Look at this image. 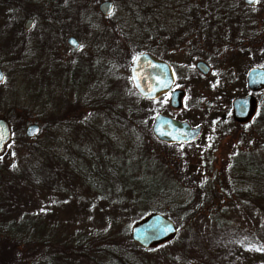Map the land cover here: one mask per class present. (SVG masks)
<instances>
[{"label": "rangeland", "instance_id": "rangeland-1", "mask_svg": "<svg viewBox=\"0 0 264 264\" xmlns=\"http://www.w3.org/2000/svg\"><path fill=\"white\" fill-rule=\"evenodd\" d=\"M65 1H62V5ZM104 1H110L113 6L109 17H102L98 12V5ZM207 1L74 0L69 13L71 18L69 20L63 19V26L68 29L67 35L63 39V45H56V47L54 45L50 55H46L43 52L27 53L25 49L23 69L19 65L16 67V65L10 64L8 67L6 62H0V66L7 68V70L3 69L7 83L0 85V93L10 94L13 90L9 87H12L14 92H17L19 100H21L19 101L21 109L17 110L15 118L21 124L26 123L23 128L18 127L19 131L22 130L20 137H24L22 143H27V138L24 136L25 128L29 124L37 123L40 127L39 117H41L38 111L36 113L33 112V108L36 105L27 96L24 76H36L37 79L47 83L46 88H49L51 84L55 85L57 94L62 91L63 101L60 100L61 107L67 113L72 114L70 118L72 120L77 108L81 104L84 106V101L88 104L92 95L88 93L85 99L86 87L83 90L84 84H80L76 89V91L83 90L79 92L80 97H74L71 90L69 94L65 93L62 82L56 79L57 75H53L54 71L58 73L60 62L69 64L66 67L67 72L72 68L71 63H74L77 59L85 63L88 62L93 69L105 66L108 71L105 73L106 76L102 80L97 81V79L89 83L88 89L94 91L101 86L106 94H109L110 91L111 94L113 91L122 92L125 84V87H130L136 94L130 81V69L134 51H139V48L135 49L138 44L144 46L142 50H150L156 56L162 57L167 63H171L176 76L174 88L185 92V97L181 101L182 105L179 110H173L169 106V100L167 104H163L161 102L164 98H159L154 100L159 104L158 110L151 107L153 106L151 104L153 101H145L148 106L142 108L145 109V111L143 110L146 113L145 119L149 118L148 127L145 123L146 120H141L139 123L133 124L132 129L110 128L101 130L99 126L95 127V125L93 126L94 128L92 127V129H95L93 131L92 129H87L92 125V121L84 113L82 115L79 114L83 121L79 123L82 128L84 127L82 129L84 133H92L89 136L94 141L101 140L103 136V140L111 144V153L119 155L111 159L117 162V173L120 176L125 177L131 169L129 164L127 165L128 161H125L123 156V152L126 151L132 160H136L135 167L148 176L152 177L151 174L158 176L157 174L160 170L163 177L168 180L171 178L172 181L176 180L177 184L186 191L182 196L183 198L178 199L177 204L170 203L165 197L158 199L155 197L151 200L152 203L148 207L162 208L163 210L165 209L166 213L168 207L172 206L174 208L172 217L176 220L175 227L177 231L183 227L182 215L178 210L187 209L184 214L187 218L189 211L195 212L201 209L200 213L202 216L191 221L190 225L186 226L189 234L195 231L200 235H203V231L205 233L208 232L206 227L215 224H219L224 230H235L238 228L250 230L249 228L258 224L264 226V204L261 202L264 191L260 186L261 180H246L248 185H245V189L234 178L236 176L234 171H232L234 159L239 156L251 158L255 166L258 163L264 164V121L258 119L252 127L247 128L233 122L230 114L232 101L249 94L246 88L247 72L252 68L264 69V66H261V63H264V46L260 53L258 46H256L257 43H255L256 40L252 39L257 32L260 35L259 39L263 40L261 43L264 44V2L260 0L252 9L247 10V14L240 12L239 15H236L238 16V18L235 17L237 26L233 27L229 18L226 19L224 16L217 18L211 16V14L207 15V12L201 13L200 11L206 10ZM208 9L214 10L215 8L208 6ZM188 11H196L199 14L202 25H206V27L204 26L205 30L202 25L193 24L195 25L192 26L193 33L190 35H188L189 33H184L186 30L184 28L187 27L185 21ZM244 16L254 24H251V26L249 22L248 25L242 24V17ZM194 17L191 16V18ZM36 18L39 19L37 22L38 27L46 25V23L43 24L41 17ZM28 19L33 21V26L26 32L24 24ZM197 20L199 22L198 18L195 19V21ZM210 20V23L213 24H208ZM19 23L26 38L32 29V34L35 32L33 28L34 19L22 18ZM212 25L216 27H212ZM229 27H232L230 28L233 31L232 33L227 30ZM207 28L210 31L215 29L217 33L213 36L207 35V32L200 34L201 30L206 31ZM169 35L171 37H168ZM178 35L181 36L180 40L174 37ZM186 35L189 37H186ZM34 36L36 35L34 34ZM70 36L75 38L79 36V45H83L82 49L78 48L77 53L66 45V39ZM33 38L37 39V37ZM247 45L255 46L252 51L248 52L246 50L243 53L242 50L245 47H240ZM123 55L126 56L122 62ZM198 61H202L209 66L208 75L202 76L193 67ZM98 77H100L99 74ZM102 83H105L104 87ZM71 84H68V89L71 88ZM79 98L82 100L79 101ZM113 99L114 97L110 98L112 102ZM256 99L264 102V91L257 94ZM38 101H41V99H38ZM42 101L43 105H45V101L43 99ZM26 109H31V111L27 112ZM158 114L179 122H186L193 129L201 127L200 138L188 145L175 146L157 141L151 134V126L154 117ZM56 128L59 132L54 129L52 136H59L58 138L62 139V143L64 140L66 145L70 142L69 150L63 148L62 145L54 146L49 144L45 140V131L40 130L34 139H29L31 140L30 151H27V146L25 145L17 147L16 144L14 145L11 142L5 148L3 154L0 155L2 157L0 165L4 168V177L0 178V197L5 199L1 210L3 208L9 209L2 218L5 222H8L9 218H11L12 214L9 212L14 209V194L7 189V195L4 197L5 185L8 180L12 186L20 183L17 180L24 182L23 180L27 176V169L37 165L44 170L46 168L49 169V172L53 174L50 169L54 165H51L49 161L52 158L59 160V157L55 158L54 156L59 154L57 149L61 148L64 150L65 160L63 163H70L73 166V161L76 158L81 160L79 157H82L81 151L71 150L73 144L79 143V148H83L84 145H91V143L82 142L74 134H72L71 139V134L68 135L67 129L63 125ZM47 134L49 133L47 132ZM46 142L50 147H47L45 152H41ZM103 145L96 147L98 153L100 152L99 155L114 156L110 153L107 154L106 151H110V149ZM122 150L123 152H121ZM12 165H15V167H12ZM8 172H12V174ZM102 173L105 174V180H111L114 192L119 191L113 197L111 203L107 202V200H100L94 192H90L82 175L77 180L70 181L72 178L69 177L67 181H64L63 185L71 192H68L63 198L46 191L42 192L43 194L31 196L30 200L33 203L48 205L47 208L52 209V212L59 216L58 220H64L68 224L72 233L74 231L82 233L94 232L98 235L103 233V231H107L111 224H118L119 232L114 229L109 232L112 239V243L109 245L117 247L115 248L117 252H108V254H115L112 258L113 260L118 256L124 257V255H127L126 258L128 257L131 261L139 264L143 259L148 261L149 264H168L167 256H171V250L158 251L159 253L154 250L151 255L145 253L147 255L143 256L142 249L135 243L127 245L126 239L129 238L131 240V227L142 220L145 215H149L148 211L150 210L142 211L136 206L129 205L136 204V201L126 191L125 183L121 181L118 175H114L110 167L103 168ZM213 182L219 184L216 190L218 194L213 190ZM22 189L27 190L23 187ZM184 196H186V199L189 197L193 198V201L188 202ZM61 198L71 204L69 206H72V210L70 209L66 212L62 210V212L61 209L56 207V203L62 201ZM86 200L92 203L93 209L91 212L94 220L98 219L100 221L99 224L74 220L75 218L72 217V214H69L70 211L75 213L74 207L78 208L79 206L80 210L82 208L85 210L84 203ZM124 207L129 209L127 214L124 212ZM77 213L78 215L81 214V212ZM5 222L2 223L6 224ZM123 229L125 231L126 229L128 230V237L120 234ZM96 235L94 237L96 240L98 239V245L103 244L102 236ZM187 235L186 229L183 227L181 238H186ZM87 236L89 237L90 234ZM238 247L239 245L236 243L233 246L234 255L237 256L239 254L237 252ZM36 253L33 252L31 254L32 257ZM215 253L208 255V259L211 262H213L212 258ZM218 253L222 255V252ZM9 254H11L9 258L2 256L0 264H16L17 262L18 264H27L25 262L28 256L27 246L20 245L18 250L13 249ZM159 254L162 257L161 259L158 258ZM243 257V260L247 259V262H261V258L253 257L249 254H244ZM97 258L99 261L104 259L102 255ZM179 260H181L179 264H205L201 259L196 262L181 257ZM116 264H118V261H116Z\"/></svg>", "mask_w": 264, "mask_h": 264}, {"label": "trees", "instance_id": "trees-1", "mask_svg": "<svg viewBox=\"0 0 264 264\" xmlns=\"http://www.w3.org/2000/svg\"><path fill=\"white\" fill-rule=\"evenodd\" d=\"M62 1L63 0H0V62H6V66L8 67L10 64L16 65V67L19 65L21 69H23L25 49L27 50V53L43 52L46 55H50L54 45L55 47L56 45H63V39L66 37L68 31V29L63 26V19L69 20L71 18L69 13L71 12L72 2L74 0H66L63 5ZM261 1L264 2V0ZM36 17H41L43 19V24L46 23V25L44 27H38L37 22L39 19ZM22 18L34 19L33 28L35 29V32L32 34V29L27 35V38L24 36L23 29L19 23ZM242 19V24L244 25H248V22L250 23V26L251 24H254L247 20L245 16L242 17ZM256 33L252 39L254 41L256 40V46H258L261 53L264 44L261 43L263 40L259 39L260 35ZM34 34L36 36H34ZM33 37H37V39H34ZM168 37H171V35ZM174 37L178 40V36ZM76 39L79 41V36L76 37ZM254 46L247 45L240 48L245 47L242 50L244 53L246 50H248V52L252 51ZM142 47L144 48V46L138 44L135 49L139 48V51H134V56L145 52L153 55V52L147 49L142 50ZM75 53H77V51ZM125 56L126 55H123L122 62L124 61ZM59 65L58 73L57 71H54L53 75H57L56 79H58L59 82H62L65 93L69 94V91L71 90L74 97H80L79 92L85 90L86 87L85 99L87 98L88 93L92 95V98L88 101V104L84 101L85 105L83 106L81 104L77 108L75 111L76 114L74 113V118L71 120L70 118L72 114L67 113L60 104V100L63 101V95H61L62 91L60 94H57L55 85L51 84L49 88H46L47 83L37 79L36 76H24L28 93L27 96L32 99L34 105H36L33 108V112L36 113L38 111L41 116L39 117L40 130L43 132L45 131V140H47L49 144L54 146L62 145V147L67 150H69L68 146L71 145L70 142L66 145L64 140L62 143V139L58 138L59 136H52L54 129L57 130L56 127L61 125L67 129L66 132H68V135L71 134L70 137L74 134L75 137L81 139L82 142L91 143V145H84L83 148H79V143H76V145L73 144L71 150L81 151L82 153V157H79L81 160L76 158L75 161H73V166L70 163H63L65 160L63 154L64 150L62 148H56L59 154L51 156H54L55 158L59 157V160L52 158L49 161L51 165H54L51 166L50 169L53 174L49 172V169L46 168L44 170L37 165L27 169V176L24 178V182L17 180L20 183L12 186L8 180L5 185L6 189L4 197L7 195V189L14 194V211L12 210L9 212L12 216L9 218L8 222H5L2 218L9 209L7 210L3 208L1 210L5 199L0 197V261L2 256L9 258L11 255L9 254L10 251L13 249L18 250L20 245H25L28 250L27 260H25L27 264H116V261H118V264H139L138 262L131 261L128 257L126 258L127 255H124V257L118 256L113 260L112 258L115 254H108V252H117L115 249L117 248L116 246L109 245L112 243L109 232L113 231V229L119 232L120 228L118 227V224H111V227L107 231H103L101 234L97 233L98 235L94 232L82 233L80 231H74V233H72L68 224L64 220H58L59 216L55 215L52 212V209L47 208L48 205L46 206L36 202L33 203L30 200L31 196L43 194L42 192L46 191L63 198L68 192H71L63 185L64 181H67L69 177L72 178L70 181H74L82 175L90 192H94L100 200H107V202L111 203L113 197H115L119 191L114 192L111 180H105V174L102 173L103 168L110 167L114 175H118L121 181L125 183L127 188L126 191H128L132 199L136 201V204L129 205L136 206L138 209H142V211L150 210L148 211V214H160L175 225L176 220L172 217V213L174 212L172 206L168 207L166 213L164 211L165 209L151 208L148 206L152 203L151 200L155 197L157 199L165 197L170 203L173 202V204H177L178 199L183 198L182 196L186 193V191L177 184L176 180L172 181L171 178L168 180L163 177L159 169L158 176L151 174L152 177L137 169L135 167L136 160H132L130 156L127 155L126 151L123 152V150L121 152H123L125 161H128L127 165L129 164L131 169L125 177L120 176L117 173V162H114L111 159L119 155L111 153V144L104 141L103 136L101 140L94 141V139L89 136L92 133H84L82 131L84 127L82 128L79 123L83 122L79 114L82 115V113H84L87 114L92 121V125L87 129H92L95 125V127L99 126L101 130L110 128H120L123 130L126 128L132 129L133 124L139 123L141 120H146V113L143 112L145 109L142 108L148 106V104L146 105L147 102L141 100L138 95L130 89V87H125L126 84L123 86L122 92L118 93V91H113L112 94L111 91L109 94L104 93L101 86L97 87L94 91L88 89L89 83L96 81L97 79V81L102 80V78L106 76L105 73L108 71L105 66L99 69H93L89 66L88 62L85 63L77 59V61L71 63L72 68L67 72L66 67L69 65L67 62H60ZM261 66L263 67L264 63H261ZM0 67L7 70V68H4L3 66ZM97 73L100 77H98ZM69 83H72L70 89H68ZM80 84H84L83 90L76 91ZM1 85H5V83ZM102 85L104 87L105 83H102ZM9 88L13 90L10 94L0 93V115L8 118V121L11 124V129L13 131V139L11 142L14 145L16 144L17 147L25 145L27 146V151H30L31 147L29 146L31 140L27 139V143H22L24 137H20L22 130L19 131L18 129L19 126L20 128H23L26 123L21 124V122L15 118V113L18 109H21V104H19V101L21 100H19L17 92H14V88ZM74 91L76 92L74 93ZM111 97H114L113 102L110 100ZM38 99H41V101H38ZM42 99L45 101V105H43ZM80 100L82 99L79 98V101ZM151 104L153 106H150L153 109L157 108L158 110L159 104H157V102H152ZM26 110L27 112L31 111V109ZM89 113H91L90 116ZM148 119L149 118H147L145 122L147 127L149 124ZM258 119L264 121L263 101H259L257 117L251 125L246 127H252ZM92 130L95 131V129ZM57 131L59 132V130ZM47 132L49 134H47ZM47 142L43 145L41 152H45L47 147H50ZM101 145L108 147L110 151H106V153H110L114 156L107 157L106 155H99L100 152L98 153L96 147H100ZM107 159H109V161H107ZM234 160L232 171L235 173L236 177L234 178L237 179V182L246 189L245 185H248L246 180L257 181L260 179V186L264 191V164L258 163L255 166L253 160L246 156H239ZM55 165L57 166L55 167ZM8 173L12 174V172ZM93 176H95V178H93ZM2 177H4V168L0 165V178ZM157 182L159 183V186ZM218 186V183L213 182V190L216 194H218L216 191ZM22 187L27 190L22 189ZM184 197L186 199V196ZM62 198V201L56 203V207L61 209V211L63 210L66 212L70 210L72 206H69L71 204H69L68 201H64ZM186 200L192 202L193 198L189 197ZM261 202L264 204V194ZM84 205L86 207L85 210H83L84 208L80 210L78 206V208H73L75 213L70 211L69 214H72V217L75 218L74 220L77 219L80 221H87L90 224H99L100 221L98 219L94 220L91 212L93 209L92 203L86 200ZM178 211L182 215V226L185 227L188 235L186 238H181L183 228L181 227V229L178 230V236L174 242L155 249L156 252L171 250V256H167L168 264L181 263V260H179L181 257L196 262L201 259L205 264H264V251L256 250L264 249V226H261V224L249 228L250 230L239 228L235 230H224L219 224H215L206 227L208 232L205 233V231H203V235H200L195 231L189 234V230L186 226H189L191 221L202 216L200 213L201 209H198L195 212L189 211L187 213V218L184 215L187 212V209L184 208ZM77 212H81V214L78 215ZM124 212L127 214L129 209L124 207ZM2 222H5L6 224H3ZM89 234L90 236L88 237L87 235ZM120 234L123 236L127 235L128 237V230L126 229L125 231L123 229ZM95 235L102 236L101 239L103 244L98 245V239H95ZM126 243L127 245H129V243L132 245L133 242L127 238ZM235 243L239 245L237 249V252L239 253L238 256L234 255L233 252V246ZM142 251L143 256H146L147 254L151 255V253L154 252V250L146 251L143 249ZM33 252L37 253L32 257L31 254ZM218 252H222V255ZM211 253H215L216 255H213V262L208 259V255ZM103 254L107 255L104 256ZM244 254L261 258V262H247V259L243 260ZM99 255L104 257L103 261L98 260L97 257ZM158 258H162L160 254ZM16 264H18V262ZM140 264H149V262L143 259Z\"/></svg>", "mask_w": 264, "mask_h": 264}, {"label": "water", "instance_id": "water-1", "mask_svg": "<svg viewBox=\"0 0 264 264\" xmlns=\"http://www.w3.org/2000/svg\"><path fill=\"white\" fill-rule=\"evenodd\" d=\"M247 2V0H245ZM248 5H251L247 2ZM112 5L110 2H103L99 5L98 10L102 16L107 17L111 13ZM33 23L31 20L25 22V30L29 31ZM75 41L76 44L71 43ZM67 45L76 50L78 43L74 38L67 39ZM138 62L132 65L130 71V79L133 75L138 77V80L132 82L134 90L144 100L152 101L169 94L170 107L178 110L181 107V99L183 93L181 91H171L174 83L172 70L166 64L156 60L148 54L137 56ZM155 65L156 67H153ZM135 69V72L133 71ZM196 70L203 76L209 74V68L203 62L196 64ZM0 77H3L0 71ZM168 81V87L161 88L157 84L156 78ZM4 79V77H3ZM3 80H0V83ZM136 83L140 87H136ZM246 87L253 93L257 94L264 90V69H251L246 75ZM155 89V90H153ZM258 111L257 99L248 95L243 98H237L232 102L231 116L233 121L242 126L249 124ZM158 119H154L151 133L153 137L162 143L169 145L181 144L173 136H178L183 143H190L196 141L200 136V128L192 129L187 123L178 122L163 115H157ZM156 116V117H157ZM161 132L171 133L172 135H161ZM39 133V127L35 124L26 127L24 135L28 139L35 138ZM187 133V135H182ZM0 135L3 136V141L0 142V155L11 139V134L7 123L0 119ZM178 232L175 225L159 214H150L139 222L135 223L130 229V237L133 243L144 250H154L159 247L168 245L176 240Z\"/></svg>", "mask_w": 264, "mask_h": 264}, {"label": "flooded vegetation", "instance_id": "flooded-vegetation-1", "mask_svg": "<svg viewBox=\"0 0 264 264\" xmlns=\"http://www.w3.org/2000/svg\"><path fill=\"white\" fill-rule=\"evenodd\" d=\"M256 4H251V5H248L247 4V2L245 1V0H208L207 2H206V6H205V8H206V10H204V11H200L201 13H208L207 15H209V14H211V16H214V17H220V16H224L226 19H231L230 21L232 22V25H233V27L234 26H237V19H235V17H237L238 18V16H236V15H239L240 14V12H242V13H244V14H247V10L248 9H252L254 6H255ZM208 6H210L211 8H215L214 10H209L208 9ZM112 8H113V6H112ZM234 12H236V14H234ZM191 16H195L194 18H191ZM199 19V22H198V20L197 21H195V19H197V18ZM200 16H199V14L195 11H188L187 12V15H186V21H185V23L187 24V27L186 28H184V29H186L185 31H184V33H189L188 35H190L191 33H193V30H192V26H195V25H198V24H200V25H202V22L200 21ZM196 22V23H195ZM206 22V21H205ZM211 22V20L208 22V24H213V23H210ZM190 24H192V25H190ZM193 24H195V25H193ZM203 26V25H202ZM205 27H206V25H204ZM203 26V29L205 30V27ZM212 27H216V26H214V25H212ZM230 28H232V27H229L227 30L229 31V33H232L233 31L230 29ZM236 28V27H235ZM204 30H201L200 31V34H203V32H207L208 34L207 35H210V36H213L215 33H217V32H215V29H213L212 31H210L209 30V28H207V30L206 31H204ZM27 32V31H26ZM233 36V35H232ZM186 37H189V36H187L186 35ZM180 38H181V36L180 35H178V40H180ZM184 41L186 42V40H185V38H184ZM183 41V42H184ZM78 45H79V43H78ZM145 54H148V55H150V56H152L153 58H155L156 60H158V61H160V62H162V63H164V64H166L167 66H169L170 68H171V70H172V73H173V76H174V83H173V85H172V88H171V91H175V90H177V91H181L182 93H183V96H182V99L185 97V92L183 91V90H179V89H175L174 88V85H175V82H176V76H175V70H174V68L172 67V64L170 63H167L166 61H164L163 60V58L162 57H159V55L158 56H156L154 53H153V55L151 54V53H147V52H145ZM198 62H202V61H198ZM198 62H196L195 63V67H196V64L198 63ZM204 63V62H203ZM206 64V63H205ZM206 66L209 68V66L206 64ZM0 71L2 72V74H3V77H4V79H3V81L0 83V85L1 84H6V76H5V73H4V71H3V68H1L0 67ZM209 71H210V68H209ZM167 96H168V99L170 98V96H169V94H167ZM162 98H165V95L162 97ZM182 99H181V101H182ZM235 100V99H234ZM233 100V101H234ZM232 101V102H233ZM170 106V105H169ZM231 112V111H230ZM0 119H2V120H4L6 123H7V125H8V127H9V130H10V134H11V136H13V131H12V129H11V124H10V122L8 121V118H6V117H4V116H2V115H0ZM252 124V123H251ZM250 123L248 124V125H244V127L245 126H249V125H251ZM29 125H31V124H29ZM37 125V124H36ZM38 127H39V125H37ZM200 129H201V127H199ZM39 130H40V127H39ZM201 133H202V129H201V131H200V136H201ZM12 137H11V139H10V141H9V143L12 141ZM8 143V144H9ZM10 145V144H9ZM6 148V147H5ZM5 148H4V150H5ZM4 152V151H3Z\"/></svg>", "mask_w": 264, "mask_h": 264}, {"label": "snow or ice", "instance_id": "snow-or-ice-1", "mask_svg": "<svg viewBox=\"0 0 264 264\" xmlns=\"http://www.w3.org/2000/svg\"><path fill=\"white\" fill-rule=\"evenodd\" d=\"M247 2L249 4H258L260 2V0H247ZM109 15H111V13H109ZM71 43L73 44H76L75 41H71ZM79 48H83V45H78ZM133 64L137 63L138 62V57H133ZM153 67H156L155 65H153ZM195 67V66H193ZM133 71L135 72V69H133ZM133 82L137 81L138 80V77L136 75H133V77L131 78ZM0 80H3V77H0ZM157 80V84L161 87V88H164V87H168V81L167 80H164V79H160L159 77L156 78ZM136 87H140V85L138 83H136ZM155 90V89H153ZM186 99V98H185ZM163 104H167L168 103V96L167 94L165 95V98L164 100L161 102ZM91 115V113H89V116ZM85 119H87V117H85ZM154 119H158V116L157 117H154ZM165 134H168V135H172L171 133H164V132H161V135H165ZM182 135H187V133H184ZM173 139H177L181 144L183 143V141H180L179 140V137L178 136H173ZM3 141V136L0 135V142ZM0 159H2V157H0ZM12 167H15V165H12ZM257 251H264V249H256Z\"/></svg>", "mask_w": 264, "mask_h": 264}]
</instances>
